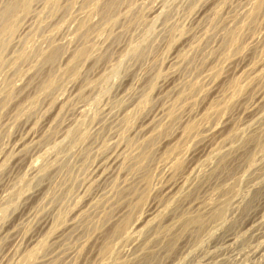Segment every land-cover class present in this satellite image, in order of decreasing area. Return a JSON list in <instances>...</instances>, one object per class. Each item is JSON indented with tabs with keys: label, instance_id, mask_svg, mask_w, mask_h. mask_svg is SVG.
<instances>
[{
	"label": "rangeland",
	"instance_id": "rangeland-1",
	"mask_svg": "<svg viewBox=\"0 0 264 264\" xmlns=\"http://www.w3.org/2000/svg\"><path fill=\"white\" fill-rule=\"evenodd\" d=\"M120 1L0 26V264H264V4Z\"/></svg>",
	"mask_w": 264,
	"mask_h": 264
},
{
	"label": "bare ground",
	"instance_id": "bare-ground-1",
	"mask_svg": "<svg viewBox=\"0 0 264 264\" xmlns=\"http://www.w3.org/2000/svg\"><path fill=\"white\" fill-rule=\"evenodd\" d=\"M56 1L57 0H52V3L53 4H55L56 3ZM119 2H121L122 3V1H120V0H107V3H106V5H105V7H103V8H106V10L104 9V11L102 12L103 14H107V13H105L107 10H111V12H112V10H115V8L117 7V4L119 5ZM105 4V3H104ZM104 4H102V5H104ZM263 0H261L259 3H258V5H257V7H256V9H255V12H258V11H260V9H262L261 7L263 6ZM25 6H26V0H11L8 4H6V6H4V8H3V10H2V14H1V23H0V26L2 25V27H3V33L4 34H6V35H11L12 34V32H13V29H14V27H13V24H12V22H11V17H12V14H13V12L16 10V9H18V8H21L22 10H24L25 9ZM101 9H102V7H101ZM103 10V9H102ZM100 12V11H99ZM102 15V14H101ZM103 16V15H102ZM1 28V27H0ZM1 32V31H0ZM1 35V34H0ZM228 41H230V36H226L225 37V40H224V42H228ZM4 47V43L1 41V39H0V50L2 49ZM57 52L58 51H56V50H52L46 57H45V64H46V62H50V63H53L54 62V59L56 58V56H57ZM60 53V52H59ZM58 57V56H57ZM56 60H57V58H56ZM55 60V61H56ZM53 65V64H52ZM51 66V65H50ZM7 97H9L8 95H7ZM261 99V98H260ZM248 111V110H247ZM249 112H251V111H249ZM245 114L246 113H248V112H244ZM250 115V114H249ZM249 115H247V116H249ZM252 115V114H251ZM170 121H172V117L170 116ZM69 122V121H68ZM218 128V127H217ZM210 129V128H209ZM212 129V128H211ZM205 131H207L208 132V130H205ZM217 131H219V130H217V129H212V130H209V133H215V132H217ZM220 132V131H219ZM205 134V133H204ZM212 134H210V135H212ZM209 135V134H208ZM207 136V135H206ZM214 136V135H213ZM32 137V136H31ZM208 137V136H207ZM211 137V136H210ZM30 140V139H29ZM80 141H81V137H80ZM21 143V142H20ZM24 144V143H23ZM18 146V145H17ZM16 146V147H17ZM21 148V147H20ZM16 149V148H15ZM14 149V150H15ZM13 150V151H14ZM21 150V149H20ZM18 151V153H20V151L19 150H17ZM17 151H16V153H17ZM15 152V151H14ZM14 154V153H13ZM238 155V154H237ZM14 156H16V155H14ZM220 160V159H219ZM223 160V159H222ZM111 161V160H110ZM16 163V162H15ZM219 163V162H218ZM220 163H222L221 161H220ZM225 163V162H224ZM14 164V163H13ZM223 164V163H222ZM211 166V164H208V166ZM221 165V164H220ZM205 166V165H204ZM222 166V165H221ZM224 166V165H223ZM217 167V166H216ZM32 168V167H31ZM60 169H62V170H68V165L67 164H61L60 165V167H59ZM206 168V167H205ZM218 168H220L219 167V165H218ZM58 169V168H57ZM178 169H179V166H175L174 167V169H172V170H174V172H177L178 171ZM224 169L226 170L227 168H225L224 167ZM213 170V169H212ZM217 170V169H216ZM224 170V171H225ZM229 170V169H228ZM208 171H210V170H208ZM223 171V170H222ZM217 172V171H216ZM55 173V172H54ZM210 173V172H209ZM212 173V172H211ZM213 173H214V171H213ZM212 176H214L213 174H211ZM210 175V176H211ZM217 175V174H216ZM95 176V175H94ZM103 176H104V174H103ZM193 178V177H192ZM103 179V178H102ZM142 179H144V177L142 178ZM195 179V178H194ZM145 180H146V178H145ZM193 180V179H192ZM195 181V180H194ZM52 187V186H51ZM129 188H132V189H129V192H131V193H133V194H136L137 195V197L136 198H140L141 196H142V192L141 191H138L137 192V189L135 190V188H133V187H129ZM165 188V187H164ZM168 188V187H167ZM171 188V187H170ZM166 189V188H165ZM164 190V189H163ZM169 190V189H168ZM165 191V190H164ZM172 191V190H171ZM171 191H169V193L171 192ZM130 193V194H131ZM169 193H167V194H169ZM37 194V193H36ZM26 195V194H25ZM30 195V194H29ZM38 195V194H37ZM31 196V195H30ZM26 198H28V197H26ZM26 198L24 199L25 201H26ZM35 199V198H34ZM238 201V200H237ZM151 205V204H150ZM149 205V206H150ZM148 206V207H149ZM152 206V205H151ZM147 206H145V208H146ZM147 207V208H148ZM149 209V208H148ZM147 209V210H148ZM107 219H109L108 217H107ZM42 220V219H41ZM140 220V219H139ZM139 220H137V222H136V224L135 225H137V224H139ZM120 221V220H119ZM118 222V221H117ZM184 223H182V226L184 227V228H186L188 225H194V224H199V227L200 226H202V225H200L201 224V222H202V217H200V216H198V217H194V218H188V219H186L185 221H183ZM125 223H126V221L124 220V218L118 223V224H115L114 225V228H113V233H118V232H120V230L123 228V226L125 225ZM47 224V223H46ZM45 224V221L43 220L41 223H40V227L41 226H43V225H46ZM89 225V224H88ZM5 226H7V225H5ZM13 226V225H12ZM196 226H198V225H195V227ZM44 227V226H43ZM43 227H41V228H43ZM191 227V226H190ZM39 228V227H38ZM191 228H193V227H191ZM197 229V228H196ZM196 229H194L195 231H196ZM1 230V229H0ZM91 230V229H90ZM200 230V229H199ZM10 231V230H9ZM61 231V230H60ZM64 231V230H63ZM66 231V230H65ZM183 231H185V230H183ZM197 232V231H196ZM1 233V232H0ZM8 233V232H7ZM58 233H59V231H58ZM61 233V232H60ZM13 234V233H12ZM11 234V237L14 235H12ZM57 234V233H56ZM62 234V233H61ZM1 235V234H0ZM9 235V234H8ZM179 235H181V233L179 232ZM54 236V235H53ZM53 236H52V238H53ZM3 237V236H2ZM9 237V240H11L10 239V236H8ZM30 237V236H29ZM57 237V236H56ZM172 237V236H171ZM5 238V237H4ZM7 238V237H6ZM5 238V239H6ZM31 238V237H30ZM173 238V237H172ZM174 238H176V237H174ZM178 238H179V236H178ZM8 239V238H7ZM6 239V242L7 241H9V240H7ZM15 239H16V237H15ZM0 240H1V238H0ZM3 240V239H2ZM13 240H14V238H13ZM27 240H28V238H27ZM30 240V239H29ZM51 240V239H50ZM172 240V239H171ZM171 240H169V241H171ZM175 240V239H174ZM12 241V240H11ZM11 241H10V243H11ZM55 241H57V240H55ZM176 241H177V238H176ZM5 242V243H6ZM17 242V241H16ZM171 242H173V241H171ZM175 242V241H174ZM12 244H15V242H13ZM167 245V244H166ZM12 246H14V245H12ZM12 246H10L11 248H12ZM172 247V243L170 244H168V246L166 247V248H171ZM14 248V247H13ZM12 248V249H13ZM12 249H11V251H12ZM10 250V249H9ZM11 253V252H10ZM44 256V255H43ZM55 257V256H54ZM58 257V256H57ZM57 257H55V258H57ZM39 259V258H38ZM51 260V259H50ZM52 261V260H51ZM157 261V260H156ZM3 261H1V263H2ZM46 262V261H45ZM54 262V260L52 261V263ZM44 262L42 261V264H43ZM50 264H51V262H49ZM46 264H48V262L46 263ZM55 264V263H54Z\"/></svg>",
	"mask_w": 264,
	"mask_h": 264
}]
</instances>
